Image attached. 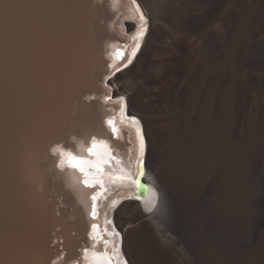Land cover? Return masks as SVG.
Instances as JSON below:
<instances>
[{
    "label": "bare ground",
    "instance_id": "6f19581e",
    "mask_svg": "<svg viewBox=\"0 0 264 264\" xmlns=\"http://www.w3.org/2000/svg\"><path fill=\"white\" fill-rule=\"evenodd\" d=\"M139 1L148 36L109 81L147 144L150 184L132 182L142 197L115 212L124 252L130 264H264V0ZM136 16L130 0H0V264L80 260L93 189L58 152L109 135V53Z\"/></svg>",
    "mask_w": 264,
    "mask_h": 264
},
{
    "label": "snow or ice",
    "instance_id": "6c2138e0",
    "mask_svg": "<svg viewBox=\"0 0 264 264\" xmlns=\"http://www.w3.org/2000/svg\"><path fill=\"white\" fill-rule=\"evenodd\" d=\"M137 9L139 11V24L138 30L135 32V35L132 37L134 41V46L131 47V50L126 46H121L115 48L111 52V59L108 65V75L105 77L106 81L111 80L116 74L122 72L124 69H127L130 65L133 64V61L140 52L145 36L147 35L149 23L148 18L145 16V13L140 10V6L137 4ZM105 100H119L121 103V108L119 115L121 118H127L136 125V133L139 138V155L140 158L137 160V165L139 168L138 176L143 178L145 175L144 171V161L143 157L146 151V142L143 135V128L140 124V121L135 116H129L127 114V101L123 96H107ZM107 125L111 128L114 134H118L120 129L117 125L116 119L109 118L106 121ZM88 153L90 154L91 159L83 157H72L69 161L74 167L79 168L81 173L84 175V184L87 187L95 188L99 186V191H96L92 196V205H91V217L93 220L99 218V207L98 202L101 197L104 196L105 192V180H124L125 176H111L106 173V167L109 165L113 158L114 153L112 152L111 146L107 141L96 140L88 148ZM136 184L144 188L145 185L141 180H136ZM140 199V197H136ZM155 207V205H153ZM151 211V209H148ZM111 226V227H110ZM90 238L97 244L103 245V251H92V260L91 264H128V259H126L121 251L124 244V237L116 229L112 220H109L107 217L104 219V226L101 228L100 224L93 223L91 225ZM111 246L109 250L108 246ZM88 249H85V252H88Z\"/></svg>",
    "mask_w": 264,
    "mask_h": 264
},
{
    "label": "rangeland",
    "instance_id": "374dc122",
    "mask_svg": "<svg viewBox=\"0 0 264 264\" xmlns=\"http://www.w3.org/2000/svg\"><path fill=\"white\" fill-rule=\"evenodd\" d=\"M119 23H117V26L116 27H119L120 26V24L118 25ZM128 23H126V25H127ZM112 80H110V82H111ZM114 86H116V85H114ZM116 89H117V86H116ZM116 89H115V91H116ZM61 206H65V204H60ZM57 229H59V227H57ZM72 233L73 234H75V231L73 230L72 231ZM58 241V239L56 238V239H54V242L52 243V244H55V242H57ZM62 248V246L60 247V249ZM65 252V251H64ZM62 255H63V257H62ZM64 258V254H61L59 257H57L55 260H54V262L55 261H59L60 259H63ZM57 264V263H56Z\"/></svg>",
    "mask_w": 264,
    "mask_h": 264
},
{
    "label": "water",
    "instance_id": "95a60500",
    "mask_svg": "<svg viewBox=\"0 0 264 264\" xmlns=\"http://www.w3.org/2000/svg\"><path fill=\"white\" fill-rule=\"evenodd\" d=\"M140 189L143 191V190L145 189V187H144V188H141V187H140Z\"/></svg>",
    "mask_w": 264,
    "mask_h": 264
}]
</instances>
